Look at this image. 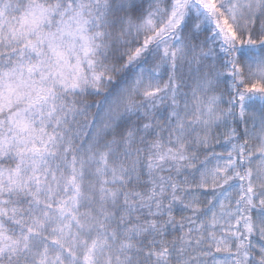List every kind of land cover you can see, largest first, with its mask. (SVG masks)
Segmentation results:
<instances>
[{"label":"snow or ice","instance_id":"6c2138e0","mask_svg":"<svg viewBox=\"0 0 264 264\" xmlns=\"http://www.w3.org/2000/svg\"><path fill=\"white\" fill-rule=\"evenodd\" d=\"M20 7V15L8 20L11 0H0V46L6 42L11 48L3 55L12 65L0 69V87L9 78V104L13 99L26 101L28 109L46 104L51 119L55 104L48 102L55 101V86H78L82 58L95 69L91 57L101 47L95 37L103 34L88 32L82 10L69 20L60 12L53 28L59 4L32 0ZM119 7L123 15L117 18L126 27L113 41L111 64L94 70L91 83L101 87L112 72L118 73V83L127 79L123 94L129 111L136 109L137 94L143 97L142 127L155 149L147 157L149 173L165 161L178 162L179 170L185 161L199 158L186 153L191 131L177 110L174 85L146 71L157 57L174 66L189 36L194 55H214L218 64L217 76L199 80L194 89L201 125L196 139L206 145L212 127L224 122L223 143L200 164L193 180L137 190L139 185L129 183L137 162L118 160L121 147L135 143V128L103 144L98 129L86 147L77 149L71 130L67 135L49 132L46 121L36 128L31 115L13 113L8 118L13 137L0 134V165H6L0 167V256L20 255L23 264H141L142 257H148L146 264H172L166 228L174 226L179 264H264V247L257 251L250 244L254 232L264 234V215L253 208L258 198L254 176L264 179V116L255 126L257 101L264 104V0H229L227 5L224 0H147V8L145 0H119ZM177 32L181 39L174 43ZM216 79L226 82V101L207 94ZM166 102L175 120V141L168 146L156 138L151 111ZM229 118L234 128L227 125ZM61 122L57 117L55 123ZM110 126L106 122L104 129ZM210 187L221 193L204 208L201 193ZM260 196L264 206V193ZM138 204L149 209L146 215Z\"/></svg>","mask_w":264,"mask_h":264},{"label":"clouds","instance_id":"9594fccd","mask_svg":"<svg viewBox=\"0 0 264 264\" xmlns=\"http://www.w3.org/2000/svg\"><path fill=\"white\" fill-rule=\"evenodd\" d=\"M30 2L32 0H11L13 10L7 12V19L13 20L15 17H18L21 11L20 6L27 5ZM38 2L53 6L60 5L57 9V14L53 17V28L56 27V21L61 19L60 12L64 13L63 19L69 20L76 11L82 10L83 16L89 21L87 25L88 32L92 35L98 31L103 34L100 37H95L96 43L101 45V47L97 48L96 55L91 57L94 61L95 69L90 67L87 60L82 58L80 68L83 79L80 80L78 86L76 88H65L61 85L55 86V101L50 100L48 102L49 104H55L54 115L51 119L47 116L49 109L46 104H41L38 108L32 109H28L26 101L17 102L13 99L11 104H9V78H5L3 86L0 87V91L4 95V108L0 111V122H2L0 123V134L8 138L13 137V131L10 130L8 125V118L16 112H22L25 116L31 115L36 128L41 127V121L43 120L46 121L44 127L49 132L57 134L64 132L67 135L68 131L71 130L73 144L77 149L86 147L98 129L103 130V135L98 139V143L103 144L110 140L113 135H126L128 128L133 127L138 132L136 141L130 148L122 146L118 157L120 161L128 163L136 161L138 164L136 173L129 179L131 185H139L140 188L137 190H140L152 187L153 184L159 187L161 183L167 187L173 180L178 184H184L185 177L189 181L193 180L197 175L200 164L208 156L212 155L213 151H219L217 145L223 143L224 122H219L212 127L210 139L206 145L196 139L201 125L196 121L197 105L194 89L199 80L208 76H217V72L214 71V65L218 68L216 57L211 54L207 57L194 55L193 41L189 36L186 41L183 58H178L174 66L170 60L162 61L157 57L146 70L157 79L170 81L174 85L178 105L177 110L184 116L185 125L191 131V135L186 138V153L189 157H192L194 154H198L199 157L198 159L185 161L179 170L176 167L178 162L165 161L154 172L149 173L146 167L147 157L150 152L154 154L155 149L151 144L153 137L145 134L142 127L145 112L141 109L142 107H146L143 97L137 94L134 98L136 109L135 111H129L127 97L123 94L124 88L130 85L127 79L121 80L118 83L116 79L118 73L112 72L106 74L101 87H94L91 83L94 70L96 72L103 71L105 65L111 64L114 52L113 41L121 35L122 29L126 27L117 18V14L123 15L119 7V0H38ZM228 2L229 0H224L226 5ZM145 7L147 8V0H145ZM245 11H247L246 8ZM260 14L261 12L256 13L257 16ZM176 37L178 39L174 43H179L181 39L179 32L176 33ZM199 39L203 41L204 37L201 35ZM105 44L108 46L104 47L103 45ZM10 52L11 48L7 46L6 42L3 46H0V69L6 70L12 66L9 56L3 55ZM259 55L261 53L258 52L257 56ZM72 62L75 63V58L72 59ZM207 94L223 97L226 101V82L222 81V79L214 80L213 87ZM70 108L72 109L71 111H69ZM223 108L224 105L222 104L221 109ZM151 111L153 114V128L157 133L156 138L160 139L165 146H168L171 142L175 141V120L168 115L170 111L168 103L161 104L158 109ZM255 111L258 114L255 126L258 128L260 126V117L264 116V104H260L257 101ZM57 117L62 121L59 125L55 123ZM106 122H110L111 126L104 129ZM227 125L230 128L235 127L231 118L227 120ZM249 127H252V125H249ZM217 128H219V131H217ZM241 131H243V128H241ZM13 143H15L14 140ZM251 146L255 155V142H252ZM11 159L12 154L10 153L8 160ZM189 163L193 164L192 168L188 167ZM3 166L6 165H0V167ZM252 166L255 169V165L253 164ZM254 180H256L258 198L253 208L258 216L264 215V206L259 203V199L262 198L260 194L264 193V179H257L254 176ZM220 193L221 189L219 187L215 192L210 187L207 193H201V200L207 201V203L203 204V207L207 208L213 199L220 196ZM167 195L168 193H165V196ZM137 210L145 215L149 211L147 207L142 208L139 204L137 205ZM166 233L169 247L173 248V252L170 254L172 264H179L182 257L175 252L172 244V240L177 235L174 226L167 227ZM252 237L250 244L259 251L264 247V234L256 231L252 234ZM187 255L186 253L185 256ZM192 255L195 256V253H192ZM256 259L259 261L261 258L256 257ZM147 260L148 257H142L141 264H146ZM0 264H23V257L20 255L9 256L8 253H5L3 256H0ZM193 264H195V260H193Z\"/></svg>","mask_w":264,"mask_h":264}]
</instances>
